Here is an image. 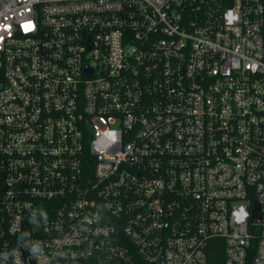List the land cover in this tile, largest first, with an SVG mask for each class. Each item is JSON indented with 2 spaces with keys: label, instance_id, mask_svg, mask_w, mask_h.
<instances>
[{
  "label": "built area",
  "instance_id": "built-area-1",
  "mask_svg": "<svg viewBox=\"0 0 264 264\" xmlns=\"http://www.w3.org/2000/svg\"><path fill=\"white\" fill-rule=\"evenodd\" d=\"M213 249L264 264V0H0V264Z\"/></svg>",
  "mask_w": 264,
  "mask_h": 264
},
{
  "label": "trees",
  "instance_id": "trees-1",
  "mask_svg": "<svg viewBox=\"0 0 264 264\" xmlns=\"http://www.w3.org/2000/svg\"><path fill=\"white\" fill-rule=\"evenodd\" d=\"M210 254L215 264H223V258H224L223 250L213 249L210 251Z\"/></svg>",
  "mask_w": 264,
  "mask_h": 264
},
{
  "label": "water",
  "instance_id": "water-1",
  "mask_svg": "<svg viewBox=\"0 0 264 264\" xmlns=\"http://www.w3.org/2000/svg\"><path fill=\"white\" fill-rule=\"evenodd\" d=\"M259 220H260V209H259V206L256 204V206L254 208L252 221L257 222Z\"/></svg>",
  "mask_w": 264,
  "mask_h": 264
},
{
  "label": "clouds",
  "instance_id": "clouds-1",
  "mask_svg": "<svg viewBox=\"0 0 264 264\" xmlns=\"http://www.w3.org/2000/svg\"><path fill=\"white\" fill-rule=\"evenodd\" d=\"M246 213H241L240 215H239V218L242 220V219H244L245 217H246Z\"/></svg>",
  "mask_w": 264,
  "mask_h": 264
}]
</instances>
